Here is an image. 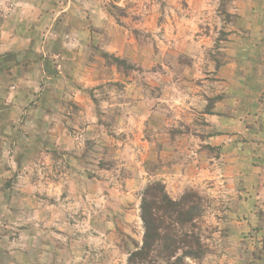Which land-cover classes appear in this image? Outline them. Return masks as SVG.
Instances as JSON below:
<instances>
[{
	"label": "rangeland",
	"instance_id": "obj_1",
	"mask_svg": "<svg viewBox=\"0 0 264 264\" xmlns=\"http://www.w3.org/2000/svg\"><path fill=\"white\" fill-rule=\"evenodd\" d=\"M154 185L145 264H264V0H0V264H129Z\"/></svg>",
	"mask_w": 264,
	"mask_h": 264
},
{
	"label": "trees",
	"instance_id": "obj_2",
	"mask_svg": "<svg viewBox=\"0 0 264 264\" xmlns=\"http://www.w3.org/2000/svg\"><path fill=\"white\" fill-rule=\"evenodd\" d=\"M187 198V197H186ZM181 203H174L168 199L165 195V190L161 185L151 186L145 193L142 207L141 216L145 226V235L142 248L133 253L129 259V264H145L148 260H151L153 254L158 248V243L161 238L160 231L162 230L161 221L159 218V211L162 210L168 219H171L174 215L177 216L179 223L185 224L192 219L190 217L191 209L184 214L182 211L183 199ZM162 204V207L159 206ZM166 252L170 259L174 258L176 254V248L172 245H167ZM180 259L175 263L169 262L168 264H179Z\"/></svg>",
	"mask_w": 264,
	"mask_h": 264
}]
</instances>
